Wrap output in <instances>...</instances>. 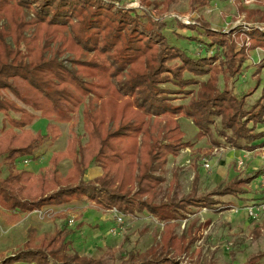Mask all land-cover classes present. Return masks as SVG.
<instances>
[{"label": "trees", "instance_id": "trees-1", "mask_svg": "<svg viewBox=\"0 0 264 264\" xmlns=\"http://www.w3.org/2000/svg\"><path fill=\"white\" fill-rule=\"evenodd\" d=\"M123 2L0 0V113L7 116L11 126L0 133V158L12 168L7 177L0 178V206L10 212L34 213L87 198L100 211L115 208L125 217L148 213L164 225L161 243L144 254L130 252L120 258V264H184L171 256L175 247L180 253L188 250L185 239L176 235L177 222L184 213L191 207L216 210L220 203L214 196L245 195L252 180L235 177L220 183L207 196L198 197L197 175L192 195L179 200L171 196L157 203L155 195L166 182L161 174L169 157H178L191 147L184 140L178 119L192 120L201 140L213 138L215 119L221 118V128H215L220 138L236 149L254 150L256 142L263 141L264 145V131L258 128L264 124V104L258 101L247 109L246 97L240 100L229 85L224 90L218 86L221 75L234 77L241 71L249 59L246 48L236 51V43L204 23L209 47L226 49V61L212 67L217 53L196 60L169 43L163 15L172 0H153V8L161 15L158 21L146 11L127 8ZM206 2L192 1L197 6ZM26 10L34 13L30 20ZM248 13L262 16L260 12ZM252 40L249 52L264 49L261 33L254 32ZM67 54L71 55L67 59L70 66L60 60ZM187 73L192 77H186ZM201 77L208 79L201 81ZM164 84L177 89H164ZM193 86L199 87L195 93L189 90ZM5 91L26 108L3 97ZM170 94L189 96L190 102L187 106L174 105L176 97ZM82 105L88 141L83 144L77 136L70 140L66 155L73 167L67 176L61 179L56 174L49 177L17 171L20 159H37L36 150L58 135L53 122H72ZM28 108L49 120L46 135L26 130L38 119ZM2 166L0 163V171ZM95 166L102 168V176L86 181L87 170ZM64 233L42 237L39 243L29 239L22 250L0 264H106L72 253ZM253 259L255 264H262L264 253Z\"/></svg>", "mask_w": 264, "mask_h": 264}, {"label": "rangeland", "instance_id": "rangeland-1", "mask_svg": "<svg viewBox=\"0 0 264 264\" xmlns=\"http://www.w3.org/2000/svg\"><path fill=\"white\" fill-rule=\"evenodd\" d=\"M192 1L172 0L168 12L163 15L169 28L165 31L169 43L196 60L213 57L217 53V58L212 60V67H220L226 61V49L209 47L211 41L206 36L203 24H210L212 31L225 35L237 44L236 51L246 48L249 55L248 61L242 65L236 76H220L219 89L224 90L226 85H229V89L234 91L238 99L246 97L247 109L253 108L258 101L263 105L264 68L260 71V67L264 65V49L249 52V48L253 43L254 32L264 36V0H206L205 6L193 5ZM152 2L153 0H124L122 4L130 9L146 11L152 19L158 21L161 15L153 8ZM122 4L115 5L121 7ZM249 11L260 12L262 16H249ZM26 14L28 20L34 17L31 11L26 10ZM5 23L6 21L2 22L3 25ZM179 23L192 28L180 29ZM68 58H71L70 54L60 60L70 66ZM186 77L192 75L187 73ZM199 79L205 81L208 77ZM161 87L177 89L172 84H164ZM198 88L193 86L189 90L195 93ZM2 95L19 107L26 108L9 91L3 92ZM170 97H176L172 102L174 105L187 106L190 102L189 96L170 94ZM84 109L85 105L80 106L70 123L53 122L57 126L58 135L53 140L48 139L36 150L37 159L31 160L27 165L20 159L16 170L42 173L49 177L56 174L61 179L66 177L73 167L72 160L66 155L70 140L77 136L83 144L88 141ZM28 110L37 115L38 119L26 130L32 131L34 135H46L49 120L41 118L39 112L30 108ZM10 115L20 117V114ZM178 121L186 135L184 140L189 142L191 147L182 150L178 157H169L168 165L161 174L166 182L155 195L157 203L171 196L179 200L192 195L197 175L200 177L196 187L198 197L207 196L220 183L229 182L235 177L251 179L252 182L247 186L246 195L224 198L214 196L220 203L216 210L189 208L188 212L184 213V218L177 222L176 230L177 237L184 238L188 244L187 253H180L175 247L171 256L184 264H255L257 260L253 257L264 253V213L259 212V215L253 218L249 211L252 207L264 204V184L260 178L264 176V145L261 144L263 141L256 142L254 150H239L217 135L215 128H221V118L215 119L216 125L212 127L213 138L201 140L197 137L199 130L192 120L180 117ZM5 127L11 126L7 116L0 113V133ZM258 128L264 129V124H260ZM213 141H219V144L216 145ZM54 156L55 162L51 161ZM238 160L244 161V169L238 168ZM4 161L3 157L0 158V163H3L1 179L7 177L12 170ZM85 180L94 179H88L85 175ZM173 183L174 186L171 187ZM41 211V214L31 217V213L10 212L0 206V262L22 250L29 239L39 243L40 238L63 231L67 241L71 242L72 253L86 258H97L106 264H120V258L127 257L130 252L140 255L159 245L164 234L163 223L148 213L126 217L119 226L113 221H104L102 216L106 211L94 208L87 198L47 206ZM83 217L86 218L85 221H82ZM73 218L76 223L71 226L70 220ZM112 228H117V235L110 234ZM261 263L263 264L264 260H261Z\"/></svg>", "mask_w": 264, "mask_h": 264}, {"label": "built area", "instance_id": "built-area-1", "mask_svg": "<svg viewBox=\"0 0 264 264\" xmlns=\"http://www.w3.org/2000/svg\"><path fill=\"white\" fill-rule=\"evenodd\" d=\"M221 150L223 151L224 149H221ZM30 161H31L30 159H27V160H24L23 163L25 165H27V164H29ZM237 164H238V168L244 169V161L243 160H238V163ZM260 178H261V183L264 184V176L263 177L260 176ZM249 212H250V216H252L253 218L255 216L259 215V212H263L264 213V204H261L259 206H256V208L255 207H252ZM108 213H110L112 215L113 221L118 226L121 225L124 222V219L126 218L123 214H121L115 208L109 210ZM74 224H75V218H73V219L70 220V225L72 226ZM110 234L117 235L118 234L117 228L116 229L112 228L111 231H110Z\"/></svg>", "mask_w": 264, "mask_h": 264}, {"label": "crops", "instance_id": "crops-1", "mask_svg": "<svg viewBox=\"0 0 264 264\" xmlns=\"http://www.w3.org/2000/svg\"><path fill=\"white\" fill-rule=\"evenodd\" d=\"M32 126V125H31ZM260 131H264V129H260ZM36 156H38L37 154H36ZM44 158V157H43ZM102 173H103V171H102V168H100V167H92V168H90L89 170H87V173H86V177L88 178V179H95V178H98V177H100L101 175H102ZM37 175V174H36ZM246 195V194H245ZM92 203V202H91ZM93 204V203H92ZM42 213V211H37V212H34V213H31V214H29V215H31V217L34 215H36V214H41ZM107 213V214H106ZM105 214H103V216H102V220H104V221H113V217H112V215L111 214H109L108 212H106ZM24 214H27V213H24ZM33 216V217H34ZM86 220V218L85 217H83L82 218V221H85ZM114 222V221H113ZM75 223H76V221H75Z\"/></svg>", "mask_w": 264, "mask_h": 264}]
</instances>
